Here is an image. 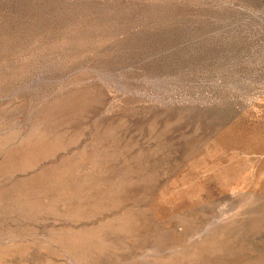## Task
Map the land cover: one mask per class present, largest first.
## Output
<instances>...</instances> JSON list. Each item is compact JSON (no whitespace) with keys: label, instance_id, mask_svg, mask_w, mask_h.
I'll return each mask as SVG.
<instances>
[{"label":"rangeland","instance_id":"rangeland-1","mask_svg":"<svg viewBox=\"0 0 264 264\" xmlns=\"http://www.w3.org/2000/svg\"><path fill=\"white\" fill-rule=\"evenodd\" d=\"M0 264H264V0H0Z\"/></svg>","mask_w":264,"mask_h":264}]
</instances>
